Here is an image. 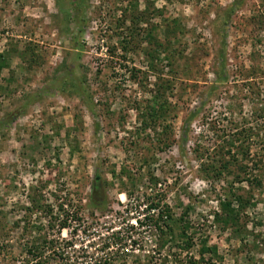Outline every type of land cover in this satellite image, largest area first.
<instances>
[{
  "label": "rangeland",
  "instance_id": "obj_1",
  "mask_svg": "<svg viewBox=\"0 0 264 264\" xmlns=\"http://www.w3.org/2000/svg\"><path fill=\"white\" fill-rule=\"evenodd\" d=\"M258 69L264 0H0V264H191L204 243L264 264L216 219L239 168L201 171ZM234 188L264 236V191Z\"/></svg>",
  "mask_w": 264,
  "mask_h": 264
},
{
  "label": "trees",
  "instance_id": "obj_2",
  "mask_svg": "<svg viewBox=\"0 0 264 264\" xmlns=\"http://www.w3.org/2000/svg\"><path fill=\"white\" fill-rule=\"evenodd\" d=\"M128 45L130 44L128 43ZM226 66L223 59L220 69L215 73L218 76V80L220 79L219 82H221V74L226 70ZM243 86L245 88L243 91L247 92L244 100L253 105L250 119L244 118L241 120L242 122L240 121L241 123H235V120H230V128L229 126L228 128H221L219 127L220 125L210 128V131L215 133L217 139H219V144L214 145L215 147L211 153L206 150L209 152H206L205 163L201 166L202 173L210 180L224 179L226 175L231 174V167L239 168V174L236 175L234 182L230 184L232 185V188H230L232 191H230L225 202L221 204L222 215H216V219L225 228L231 229L237 235L240 240L242 253L252 251V249H259L260 245L264 247V236L260 233L251 234L248 231L247 217L244 215L247 214L246 209L251 206V202L255 198L246 196L242 188L240 190L234 188V185L238 184L241 187L247 185L250 188L249 192L264 191V70L258 69L247 74L244 77ZM158 100H160V97L156 96L155 105L151 108V115L153 118H165L166 112L164 109L167 105H160ZM193 118L195 117L192 114L184 128L190 124ZM216 121L217 124L220 123H218V120ZM143 124L145 128L149 127L147 122ZM254 148L258 150L253 152ZM204 156L205 154L202 157L204 158ZM148 200L150 205L147 206V212L158 214V228L164 218L172 220V212L169 206L162 205V201L160 202L156 199L148 198ZM259 225L263 227L264 220H261ZM61 229H67V227L62 226ZM250 235H253L252 241H250ZM186 236L187 231L183 229L181 237L185 239ZM29 253L33 255V250L31 249ZM200 255V260L191 264H207L205 256L212 255V258L209 259V261H212L213 257L218 256V249L217 247H208L204 243L200 249Z\"/></svg>",
  "mask_w": 264,
  "mask_h": 264
}]
</instances>
